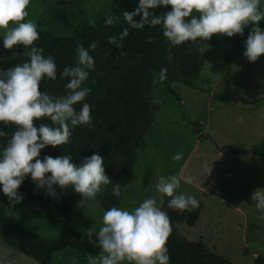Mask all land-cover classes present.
<instances>
[{
  "label": "rangeland",
  "instance_id": "1",
  "mask_svg": "<svg viewBox=\"0 0 264 264\" xmlns=\"http://www.w3.org/2000/svg\"><path fill=\"white\" fill-rule=\"evenodd\" d=\"M129 1V0H128ZM62 20L83 15L102 5L101 0H54ZM41 0H31L27 11L34 22L50 24L52 15H44ZM243 50H235L226 37L205 49V66L195 86L172 84L155 77L152 92L153 118L142 140L137 159V178L123 189L126 199L115 207L132 211L145 198L157 197L163 211L169 197L155 192L160 175L181 178L178 192L195 196L201 210L194 228L175 224V233L190 242L203 244L209 251L232 264H254L264 255V211H258L251 199L264 189V165L252 155H226L233 149L248 150L264 141V54L249 62ZM0 69L20 63L14 49L0 42ZM198 124L200 134L194 132ZM10 137H0L6 145ZM177 152L182 159H172ZM28 184L39 196L70 204L71 223L88 242L87 234L98 232L106 211L79 208L81 196L71 188L56 187L57 198ZM6 217L34 235L59 239L63 214L41 201L23 199L14 207L6 197ZM98 257L66 250L54 255L52 264H91ZM0 264H37L17 247L0 240Z\"/></svg>",
  "mask_w": 264,
  "mask_h": 264
},
{
  "label": "clouds",
  "instance_id": "2",
  "mask_svg": "<svg viewBox=\"0 0 264 264\" xmlns=\"http://www.w3.org/2000/svg\"><path fill=\"white\" fill-rule=\"evenodd\" d=\"M30 2L0 0L3 47L12 50L21 45L27 49L28 57L7 70L0 69V123L16 127L6 145L0 143V193L14 207L23 201L24 196L18 190L30 177L37 189L54 199L58 195L57 186L61 190L71 188L81 196L79 208H95L98 196L109 184L113 196L126 199L121 184H113L106 174L104 158L98 153L83 158L80 164L72 162L71 154L41 158L42 150L69 144L77 126L92 123V106L86 102L91 88L83 85L95 68L91 53L98 43L93 41L88 48L78 44L74 66H65L59 72L61 78L67 79L64 95L42 91L41 81H56L58 70L54 58L45 55L44 48L34 43L39 39L38 25L25 19ZM169 6L170 10L162 14L150 11ZM115 17L107 16L105 26L114 25ZM122 17L128 26L106 37L116 49L123 47L130 29L145 26H159L169 50L186 42L208 41L214 34L243 36L245 28L251 26L243 55L249 62H255L264 54L261 0H138L136 9L124 11ZM135 17H140L138 22ZM88 23L96 27L94 19ZM166 73V68L160 69L161 82L167 79ZM42 118L50 123L37 124ZM4 136L0 132V137ZM172 159L181 160L182 153L177 152ZM154 187L157 194L170 198L167 203L171 209L191 211L199 207L195 196L178 192L181 178L176 175H160ZM251 199L258 211H264V189L254 190ZM171 231L170 218L158 206L155 195L145 198L132 211L113 206L104 212L99 231L87 234L88 242L100 249L98 260L91 259V264H170L166 245Z\"/></svg>",
  "mask_w": 264,
  "mask_h": 264
},
{
  "label": "trees",
  "instance_id": "3",
  "mask_svg": "<svg viewBox=\"0 0 264 264\" xmlns=\"http://www.w3.org/2000/svg\"><path fill=\"white\" fill-rule=\"evenodd\" d=\"M101 1L99 8L87 14L62 20L57 15L54 0H41L43 13L52 15V22L36 23L39 39L34 43L44 48L45 55L54 58L58 70L56 81H41L42 91L53 96L64 95L67 79L61 78L59 72L65 66H74L76 46L83 44L88 48L93 41L98 43V48L91 53L95 58V68L83 85L91 88L86 102L92 106V123L89 126H77L72 132L69 144L55 148L49 146L42 150L41 158L44 155L55 157L71 154L72 162L80 164L83 163V158L98 153L104 158L106 174L113 184L119 182L123 190L137 178L138 152L153 118L152 92L160 69H167V79L163 82L168 87L172 84L194 87L205 66V49L216 45L222 35L214 34L208 41L186 42L169 50L170 46L160 27L145 26L144 29H130L128 37L123 41V47L116 49L108 43L106 37L116 35L128 26L122 14L124 11L135 10L138 0ZM261 7L264 8V0H261ZM168 10L170 6L168 9L161 7L150 11L162 14ZM110 15L119 16L115 17L117 22L112 26H105V19ZM25 19L31 20L29 15ZM89 19L95 20V28L88 23ZM134 19L138 22L140 17ZM250 27L245 28L243 36L237 34L231 38L223 37L228 39L235 50H243ZM260 27L264 28V21L260 22ZM14 51L20 63L28 60L27 49H23L21 45L14 46ZM79 107L77 104V110ZM42 122L50 123L43 118L36 123ZM14 131V125L5 127L0 123V132L7 137L11 138ZM194 132L197 135L201 133L198 124H195ZM225 154L252 155L264 165V141L248 150L233 149ZM111 188L112 184L105 186L103 193L98 196L99 204L105 210L122 200L112 195ZM18 191L25 199L52 205L63 214L61 235L57 240L34 235L6 217V196L0 193L1 241L17 247L20 253L37 264H52L54 255L66 250L99 256L100 249L85 241L80 231L71 223L73 207L70 204L35 194L28 179ZM163 211L168 214L172 229L166 245L170 264H232L209 251L203 244L190 242L175 233V224L186 223L190 228L197 225L201 215L200 207L191 211H179L169 208L166 203ZM254 264H264V255L256 257Z\"/></svg>",
  "mask_w": 264,
  "mask_h": 264
}]
</instances>
